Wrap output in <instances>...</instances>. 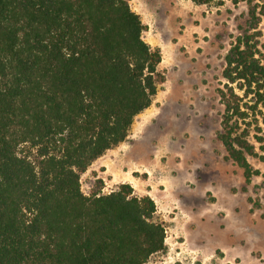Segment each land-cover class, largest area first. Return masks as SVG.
Segmentation results:
<instances>
[{
  "label": "trees",
  "instance_id": "16d2710c",
  "mask_svg": "<svg viewBox=\"0 0 264 264\" xmlns=\"http://www.w3.org/2000/svg\"><path fill=\"white\" fill-rule=\"evenodd\" d=\"M130 1L0 0V264H144L166 248L150 195L81 183L164 81ZM260 20L250 5L218 90L217 136L247 182L260 174L249 156L264 158L252 142L264 151Z\"/></svg>",
  "mask_w": 264,
  "mask_h": 264
},
{
  "label": "rangeland",
  "instance_id": "374dc122",
  "mask_svg": "<svg viewBox=\"0 0 264 264\" xmlns=\"http://www.w3.org/2000/svg\"><path fill=\"white\" fill-rule=\"evenodd\" d=\"M130 3L146 26L144 39L161 50L157 68L164 77L120 146L125 172L134 169L140 177L134 194L155 200V219L168 229L166 248L144 264H264V158L249 156L260 174L247 182L217 136L225 110L218 91L226 82L225 55L250 5L261 16L264 53V0ZM258 110L264 132V102ZM124 175L117 185L107 180L102 193L126 183ZM99 180L81 177L83 191L91 193Z\"/></svg>",
  "mask_w": 264,
  "mask_h": 264
},
{
  "label": "crops",
  "instance_id": "0c3cea01",
  "mask_svg": "<svg viewBox=\"0 0 264 264\" xmlns=\"http://www.w3.org/2000/svg\"><path fill=\"white\" fill-rule=\"evenodd\" d=\"M122 143L108 149L102 156L96 159L82 174V177L90 176L91 178H100L104 181L105 184L108 183V180L112 182L111 185H117L119 183V180L122 179V175L125 176L124 174H126L127 181L123 182L131 184L134 188V182H138V179H140V177L138 176L137 172H134V169L125 172V166L128 160L126 155L121 153L120 151V146ZM96 171H98V173H95Z\"/></svg>",
  "mask_w": 264,
  "mask_h": 264
},
{
  "label": "built area",
  "instance_id": "2783aa9c",
  "mask_svg": "<svg viewBox=\"0 0 264 264\" xmlns=\"http://www.w3.org/2000/svg\"><path fill=\"white\" fill-rule=\"evenodd\" d=\"M103 190H105V189H103ZM109 192H111V191H109ZM86 193V192H85ZM87 194V193H86ZM166 228V227H165ZM167 238H168V229L166 228V240H167Z\"/></svg>",
  "mask_w": 264,
  "mask_h": 264
}]
</instances>
